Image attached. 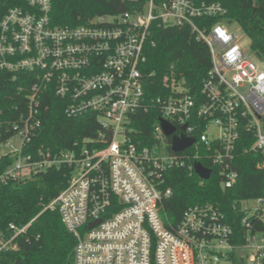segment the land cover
Instances as JSON below:
<instances>
[{
  "label": "built area",
  "instance_id": "built-area-1",
  "mask_svg": "<svg viewBox=\"0 0 264 264\" xmlns=\"http://www.w3.org/2000/svg\"><path fill=\"white\" fill-rule=\"evenodd\" d=\"M226 2L131 0L122 13L73 26L52 23L50 0H26V6L4 12L0 70L24 72L32 83L26 114L0 142L7 147L10 138H20L18 147L0 155L11 158L0 181L70 167L66 185L43 211L57 209L74 236V264H264V229L253 230L257 220L264 223V197L248 199L256 203L249 208L240 202L245 234L239 242L212 203L189 205L179 219L163 211L171 169L183 166L196 174L194 163L200 162L211 176L203 159L217 169L224 188L233 187L243 132L253 138L250 149L264 157V70L227 28L233 19ZM154 27L187 28L207 45L210 68L196 93L184 78L165 74L157 81L146 71ZM47 91L65 103L68 117L94 116L97 133L70 149L24 151L41 125ZM152 111L158 119L146 121L145 113ZM162 119L174 127L170 135ZM174 135L195 141L174 151ZM33 221L11 222L8 232L1 231L0 252L17 249L18 236Z\"/></svg>",
  "mask_w": 264,
  "mask_h": 264
},
{
  "label": "trees",
  "instance_id": "trees-1",
  "mask_svg": "<svg viewBox=\"0 0 264 264\" xmlns=\"http://www.w3.org/2000/svg\"><path fill=\"white\" fill-rule=\"evenodd\" d=\"M50 17L53 24L76 25L98 15L119 14L130 8L131 0H50ZM14 6H26V0H0V20L4 12ZM227 17L235 20L248 34L251 48L264 61V0H227ZM155 45L146 47V71L154 72V79L168 74L184 78L189 92L200 88L203 76L210 68L207 45L193 38L187 28L154 27L150 37ZM31 80L25 73L0 70V142L13 135V122H19L28 109L27 94ZM151 95L154 92L151 91ZM65 103L54 93H44L38 116L41 125L31 140L25 143L24 151L38 149L58 151L70 149L86 137L97 132V121L90 114L68 117ZM155 111L145 113V120L158 119ZM253 138L243 132L235 152L234 167L238 181L231 188H224L217 169L208 161L200 159L212 168L207 180L190 172L186 167L171 169L167 174V186L171 192L163 202V211L170 219H179L189 205L209 202L226 216L239 242L245 234L241 223L245 213L240 202L250 198L264 197L263 155L250 149ZM245 149H249L245 151ZM192 151V150H190ZM10 156L0 157V174L10 163ZM70 167L60 165L37 172L24 180L0 181V232H8L11 222L24 226L34 218L17 239L18 247L9 252H0V264H74L75 238L60 219L57 209L43 208L66 185ZM264 229L257 220L253 230Z\"/></svg>",
  "mask_w": 264,
  "mask_h": 264
},
{
  "label": "rangeland",
  "instance_id": "rangeland-1",
  "mask_svg": "<svg viewBox=\"0 0 264 264\" xmlns=\"http://www.w3.org/2000/svg\"><path fill=\"white\" fill-rule=\"evenodd\" d=\"M227 28L232 31L238 38H239V42L240 44L244 47L247 48L249 51V55L250 58L253 59L258 65L259 67L264 70V61L262 59H260L258 53H256L255 51H253L251 49V42H250V38L248 36L247 33H245V31L243 30L242 26L239 25L235 20H233L232 22H230L227 25ZM9 144H11V146H5V143H0V155L8 152L7 150L12 149V147H18L20 144V138L19 136L15 135L12 138L9 139ZM242 206L244 208H249L251 206H256L255 201H253V199L251 200H244L242 202ZM244 264H250L248 261H246Z\"/></svg>",
  "mask_w": 264,
  "mask_h": 264
},
{
  "label": "water",
  "instance_id": "water-1",
  "mask_svg": "<svg viewBox=\"0 0 264 264\" xmlns=\"http://www.w3.org/2000/svg\"><path fill=\"white\" fill-rule=\"evenodd\" d=\"M160 122L162 129L165 131L167 135H170L171 133L174 132V127L171 124H169L167 121L162 119ZM194 141L195 139L193 137H187L185 135H181L180 137H178L174 135L172 136L171 147L174 151H180L193 144ZM194 164H195L194 166L195 173L200 178L208 179L210 177L211 170L209 168H206L200 162H196Z\"/></svg>",
  "mask_w": 264,
  "mask_h": 264
}]
</instances>
